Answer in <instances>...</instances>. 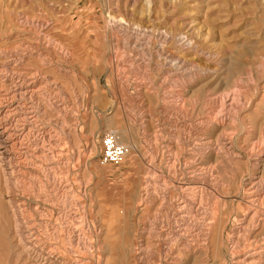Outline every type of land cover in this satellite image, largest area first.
<instances>
[{
  "label": "rangeland",
  "instance_id": "1",
  "mask_svg": "<svg viewBox=\"0 0 264 264\" xmlns=\"http://www.w3.org/2000/svg\"><path fill=\"white\" fill-rule=\"evenodd\" d=\"M24 18L30 23L21 31ZM8 24L15 29L11 35ZM0 27L1 37L16 44L36 45L44 37L37 31L47 34L44 72L62 86L66 107L59 123L49 106L43 116L46 160L20 154L13 161L16 185L0 168V264H33L17 237L13 210L24 214L27 239L36 247L58 246L59 264H142L132 245L145 225L137 198L143 155L158 165L178 153L182 169L197 139L219 135L236 157L211 155V173L190 183L203 191L205 206L218 207L223 233L217 241L224 245L212 244V235L207 245L199 240L181 264H239L236 257L258 246L248 237L251 246L231 249L229 238L248 182L264 181V0H0ZM110 129L137 147L118 165L100 162L101 138ZM57 142L62 160L53 148ZM59 173L69 190L64 194L54 191ZM70 203L82 218L70 217ZM154 205L152 220L159 211ZM47 223L55 234L46 232ZM69 226L71 234L64 232ZM79 231L84 244L72 240ZM151 243V264H163Z\"/></svg>",
  "mask_w": 264,
  "mask_h": 264
},
{
  "label": "bare ground",
  "instance_id": "2",
  "mask_svg": "<svg viewBox=\"0 0 264 264\" xmlns=\"http://www.w3.org/2000/svg\"><path fill=\"white\" fill-rule=\"evenodd\" d=\"M25 20L24 23L27 26H23L24 30L19 27L21 31L28 30V23L30 22L27 18ZM9 25L11 24H8L6 27L7 33H5L11 35L15 29L11 26L9 27ZM3 29L0 27V168L4 175H6V180L16 185V178H13L14 175L12 174L14 171L13 161L18 159L22 153L25 155L33 154L39 159L41 158V160L48 158L49 149L46 148L48 144L46 141H48L47 136L49 137V132L46 130L43 116L50 107L55 113L56 121L59 123L66 107L62 98V86L56 82L53 84L56 86L54 89L57 91L54 89L52 91L48 88L52 83L48 81V77H46L44 72L45 67L50 64L45 52L46 44L47 46L51 45L50 42L46 43L45 41L47 34H43V31H37L45 39L44 37H40L36 45L35 43H30V41H23L21 44H16L17 42L12 41L10 38L1 37V33L4 32ZM39 30L41 29L39 28ZM62 53L60 52L59 55ZM216 122L219 123L220 121L217 120ZM217 137L215 141L204 137L201 140L197 139L193 145L191 144L192 153H190L191 151L189 152L192 154L189 157L191 159L184 162L182 169H180L181 161L180 157L177 156L178 153L177 155H168L167 160L164 161L165 150H163L161 155L164 158L159 161L158 165L149 153L145 152L143 155V181L138 190L137 198L139 199V206L143 212L145 225H143L144 227L138 244L134 243L136 246L132 245L134 258H138L142 264L152 263V254L154 252H152L151 241L155 242L158 253H162L161 255L164 256L165 262L163 264H181L183 262L181 260L186 261L183 256L190 253L189 250H193L192 248H195V245H199V240L203 246L207 245L206 242H208L211 235L212 244L215 246L218 244L219 246L221 244L224 245L222 241H217V236H221V232L223 233V223L219 221V215H217L218 207L216 208L214 206L209 208L210 206H205L203 191L195 190L190 183L202 180L211 173V169L213 168V165L209 163V157L211 155L215 159L223 157L225 160L236 157V155L234 156L232 145L225 138L226 136L221 137L219 135ZM31 145L34 147L32 148ZM129 146L131 150H137L133 142ZM62 147L59 142L55 143L53 147L55 150L57 148L56 154L59 157L63 153ZM44 164H46L45 161ZM254 166L256 169H261L259 162L254 164ZM164 170L168 172L169 176L164 175ZM188 172V181L182 182L181 179L183 177L181 178V175ZM55 173L57 174V172ZM56 174L53 178L55 193L64 194V191L68 192L69 190L63 186L61 173ZM248 183L247 201L245 203L243 202L244 209L236 217L237 223L236 225L234 223L233 227L235 228L232 229L229 243L231 249H245L251 246V244H248L250 242H248V237H252L253 241L258 242V246L249 249L244 256L236 257V262L239 264H264V181L262 177L258 176ZM157 202L159 203L157 207L159 211H157V217L152 220L148 213L154 208H152V205H156ZM73 205H76V203H70L68 205V209H70L68 214H70V217H73L72 219H79L77 216L79 215L82 218L83 216L81 217V215L83 213L80 214L74 210L75 206ZM13 211H16L13 216L15 215L14 220L16 223L15 231L17 237L21 241L20 244L32 263L59 264V259H54L57 257V254L59 255L56 250L58 246L52 245L48 250L36 247L32 242L33 239H27L31 227L27 225L28 221L23 222L24 214L21 216L19 211ZM241 213L242 216L240 215ZM202 214H204L203 220L201 222L197 221L198 216ZM214 220L219 223H216ZM72 227L69 226L68 231L67 227H64V232L73 233L74 230L71 229ZM45 228L48 230L46 231L48 233L51 231L52 234H55L56 232L55 228L48 225V223ZM32 235L34 234L32 233ZM71 236L74 238L72 240L77 244L85 243L81 231ZM173 247L179 248L175 255L172 254L174 253L172 252ZM215 250L216 252H220V248H216ZM85 260L78 262L85 264Z\"/></svg>",
  "mask_w": 264,
  "mask_h": 264
},
{
  "label": "built area",
  "instance_id": "3",
  "mask_svg": "<svg viewBox=\"0 0 264 264\" xmlns=\"http://www.w3.org/2000/svg\"><path fill=\"white\" fill-rule=\"evenodd\" d=\"M102 149L100 162L102 164H121L130 153V146L122 142L115 130H108L101 138Z\"/></svg>",
  "mask_w": 264,
  "mask_h": 264
}]
</instances>
